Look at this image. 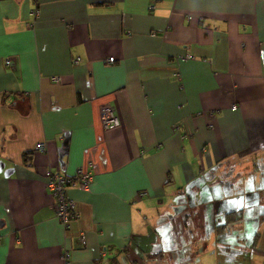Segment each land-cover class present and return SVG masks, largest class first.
Returning <instances> with one entry per match:
<instances>
[{"label":"crops","instance_id":"obj_1","mask_svg":"<svg viewBox=\"0 0 264 264\" xmlns=\"http://www.w3.org/2000/svg\"><path fill=\"white\" fill-rule=\"evenodd\" d=\"M35 5L0 0V264H264V0Z\"/></svg>","mask_w":264,"mask_h":264},{"label":"built area","instance_id":"obj_2","mask_svg":"<svg viewBox=\"0 0 264 264\" xmlns=\"http://www.w3.org/2000/svg\"><path fill=\"white\" fill-rule=\"evenodd\" d=\"M39 1L40 0H36L35 8L32 11V15L36 18L39 16L40 13ZM107 61L114 62L115 58L110 57L107 59ZM6 62L7 64L12 63L9 59ZM75 63H80V58L75 59ZM53 79L57 80L58 77H53ZM101 119L104 127L107 129L118 127L121 124L120 117L116 109L112 106H108L102 109ZM46 146L47 144L45 142L37 144V148L39 150H45ZM89 165H91V163H89ZM47 175V186L54 197L55 213L57 217L62 221V223L67 226L79 217V213L76 209V201L69 196L68 189L71 186L76 185L82 188H89L93 181L94 174L88 167L81 166L73 175L64 174L62 172L54 171L52 169L48 170ZM144 194L145 193L143 191L140 193V195ZM80 241L82 244H86L87 240L85 233H81ZM62 258L64 264H73L71 260L70 249H64Z\"/></svg>","mask_w":264,"mask_h":264},{"label":"water","instance_id":"obj_3","mask_svg":"<svg viewBox=\"0 0 264 264\" xmlns=\"http://www.w3.org/2000/svg\"><path fill=\"white\" fill-rule=\"evenodd\" d=\"M64 145L68 148V143H67V141H65Z\"/></svg>","mask_w":264,"mask_h":264},{"label":"trees","instance_id":"obj_4","mask_svg":"<svg viewBox=\"0 0 264 264\" xmlns=\"http://www.w3.org/2000/svg\"><path fill=\"white\" fill-rule=\"evenodd\" d=\"M230 216H231V214H228V215H227V218L229 219V218H230Z\"/></svg>","mask_w":264,"mask_h":264},{"label":"rangeland","instance_id":"obj_5","mask_svg":"<svg viewBox=\"0 0 264 264\" xmlns=\"http://www.w3.org/2000/svg\"><path fill=\"white\" fill-rule=\"evenodd\" d=\"M220 249V248H219ZM206 264H215V263H209V262H206Z\"/></svg>","mask_w":264,"mask_h":264}]
</instances>
